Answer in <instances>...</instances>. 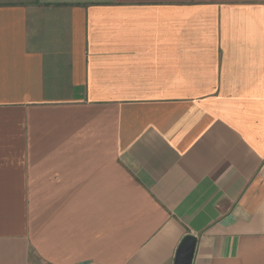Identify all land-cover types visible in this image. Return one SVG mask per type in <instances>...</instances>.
I'll return each mask as SVG.
<instances>
[{
	"label": "crops",
	"instance_id": "crops-1",
	"mask_svg": "<svg viewBox=\"0 0 264 264\" xmlns=\"http://www.w3.org/2000/svg\"><path fill=\"white\" fill-rule=\"evenodd\" d=\"M264 264V0H0V264Z\"/></svg>",
	"mask_w": 264,
	"mask_h": 264
},
{
	"label": "water",
	"instance_id": "water-1",
	"mask_svg": "<svg viewBox=\"0 0 264 264\" xmlns=\"http://www.w3.org/2000/svg\"><path fill=\"white\" fill-rule=\"evenodd\" d=\"M196 238L186 235L177 247L174 264H191L195 250Z\"/></svg>",
	"mask_w": 264,
	"mask_h": 264
}]
</instances>
